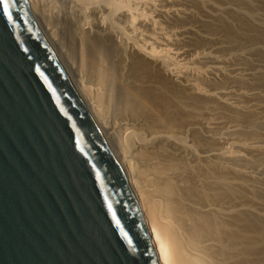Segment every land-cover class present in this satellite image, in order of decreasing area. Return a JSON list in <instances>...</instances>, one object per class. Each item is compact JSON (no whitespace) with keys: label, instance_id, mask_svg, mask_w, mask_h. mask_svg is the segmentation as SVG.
I'll use <instances>...</instances> for the list:
<instances>
[{"label":"bare ground","instance_id":"1","mask_svg":"<svg viewBox=\"0 0 264 264\" xmlns=\"http://www.w3.org/2000/svg\"><path fill=\"white\" fill-rule=\"evenodd\" d=\"M231 1L35 0L126 154L164 264H264V0Z\"/></svg>","mask_w":264,"mask_h":264},{"label":"water","instance_id":"2","mask_svg":"<svg viewBox=\"0 0 264 264\" xmlns=\"http://www.w3.org/2000/svg\"><path fill=\"white\" fill-rule=\"evenodd\" d=\"M0 264H164L126 154L35 0L0 2Z\"/></svg>","mask_w":264,"mask_h":264},{"label":"rangeland","instance_id":"3","mask_svg":"<svg viewBox=\"0 0 264 264\" xmlns=\"http://www.w3.org/2000/svg\"><path fill=\"white\" fill-rule=\"evenodd\" d=\"M208 1H209V3H211L210 1H212V2H213V3H212L213 5H216V3H217L218 6H221V5H222L223 7H226V6L229 7L230 4H231L230 6L233 5V4H232L233 2H232L231 0L228 1V2L231 1L230 4L227 2V0H223V1L221 0L223 3H221L220 0H219V2H218V0H208ZM214 1H215V2H214ZM225 1H226V2H225ZM218 3H219V4H218ZM220 3H221V4H220ZM226 3H227L228 5H227ZM225 4H226V5H225ZM222 6H221V7H222ZM230 36H231V35H230ZM224 38H225V39H224L225 42L223 41V43H224V44H222L223 48H221V50H219V51H221V52H218V55H219V56L221 55V56H220L221 58H223V56H224L223 59L230 60V59L233 58V56L236 55V54H235L236 52H240V49H239V46H238L237 44H235V42H234L232 39H231V40L229 39L228 36H225ZM227 38L229 39L228 41H227ZM226 41L229 42V43H227ZM196 43H197V44H196ZM233 43H234V44H233ZM192 44H193V45H192ZM201 44H203V45H201ZM205 44H207V45H205ZM205 44H204L203 42H202V43H199V41H192V42H189V43L187 44V46H188V48H194V47L196 48V47H198L199 49L196 48L197 50H201V49H202V50H205V49H206V50H212V49H214V48L217 46V45L214 46V44H210V43H207V42H206ZM209 44H210V45H209ZM229 44H231V45L229 46ZM190 45H191V46H190ZM198 45H200L201 48H200ZM211 45H212V46H211ZM232 45H233V46H232ZM236 45H237L238 47H237ZM193 46H194V47H193ZM224 46H225V47H224ZM228 46H229V47H228ZM231 46H232V47H231ZM202 47H203V48H202ZM204 47H206V48H204ZM207 47H208V48H207ZM230 47H231L232 49H231ZM233 47H236V49L233 48ZM195 48H194V49H195ZM226 48H227V50H226ZM229 48H230V50H229ZM237 49H239V50H237ZM228 50H229V51H228ZM235 51H236V52H235ZM230 52H231V54H230ZM224 53H225V54H224ZM233 54H234V55H233ZM228 55H229L231 58H230ZM225 56H226V58H225ZM228 58H229V59H228ZM224 118H225V119L227 118V120L224 119V120L226 121L225 123H227V127L233 126L232 124H235V123H234L235 121L231 120L230 118H229V119H230V120H229L227 116H226V117L224 116ZM228 121H230V122H229L230 125H228ZM231 121H232V122H231ZM238 123H240V122H238ZM245 123H247V124L245 125ZM245 123H243V126L245 125V126H244L245 129H251V128H253L255 125L257 126V124L254 123V126L252 127L253 122H252V125H251V122H250V125H249V122H245ZM258 123H259V122H258ZM262 123H263V122H261V124H262ZM236 124H237V123H236ZM240 124H241V123H240ZM261 124L259 123V125H261ZM263 125H264V123H263ZM263 125H261V126L259 127V130H260V131H259L258 128H257L258 126H257V127L255 126L254 128H256V130H257L259 133H260V132L263 133V136H264V128H263ZM225 126H226V125H225ZM247 126H249L250 128H249V127L246 128ZM227 127H226V128H227ZM242 135L244 136L245 134H242ZM247 135H248V134H247ZM240 136H241V135H240ZM263 136H260V138L262 139ZM246 137H247V138H246ZM246 137L244 136L243 139H241L240 141L242 142V141L244 140V138H246V139H245L243 142H246V140H248V142L251 143V142H253V141L255 140V139L253 140L252 137L249 136V137L251 138V141H250V138H248V136H246ZM240 138H242V137H238V138H237V141H239ZM260 138H259V139H260ZM261 139H260V140H261ZM263 139H264V138H263ZM263 142H264V140H263Z\"/></svg>","mask_w":264,"mask_h":264},{"label":"snow or ice","instance_id":"4","mask_svg":"<svg viewBox=\"0 0 264 264\" xmlns=\"http://www.w3.org/2000/svg\"><path fill=\"white\" fill-rule=\"evenodd\" d=\"M0 2H2V6H3L4 11L8 12V0H0Z\"/></svg>","mask_w":264,"mask_h":264}]
</instances>
